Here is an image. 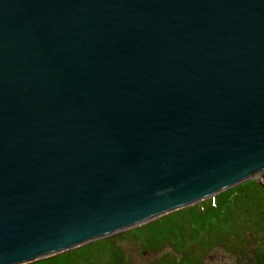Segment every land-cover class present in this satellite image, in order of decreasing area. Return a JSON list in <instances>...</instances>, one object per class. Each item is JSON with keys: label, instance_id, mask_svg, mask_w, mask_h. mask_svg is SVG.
I'll return each instance as SVG.
<instances>
[{"label": "water", "instance_id": "water-1", "mask_svg": "<svg viewBox=\"0 0 264 264\" xmlns=\"http://www.w3.org/2000/svg\"><path fill=\"white\" fill-rule=\"evenodd\" d=\"M264 172V0H0V264Z\"/></svg>", "mask_w": 264, "mask_h": 264}, {"label": "rangeland", "instance_id": "rangeland-1", "mask_svg": "<svg viewBox=\"0 0 264 264\" xmlns=\"http://www.w3.org/2000/svg\"><path fill=\"white\" fill-rule=\"evenodd\" d=\"M226 206L221 217L207 206L176 210L72 250L55 264H110L111 245L133 264H264L262 217L257 221L259 215L241 197H231Z\"/></svg>", "mask_w": 264, "mask_h": 264}, {"label": "trees", "instance_id": "trees-1", "mask_svg": "<svg viewBox=\"0 0 264 264\" xmlns=\"http://www.w3.org/2000/svg\"><path fill=\"white\" fill-rule=\"evenodd\" d=\"M262 178H264V175L261 176V179ZM231 197L232 198L241 197L242 200H246V202L250 205V208L253 214L259 215L258 217L260 218L257 221H259L262 217V220L264 222V179L262 181L248 179L245 182L236 185L235 187H232L226 191H223L217 194L214 198L206 199V201H203V202L201 201L199 203H196L192 206H189V208L196 209L202 206L211 207L215 210H218V213H219L218 217H221L223 213L225 212V209L228 207V206L223 207V205L226 204L230 200ZM84 246H81V247H84ZM81 247H78L76 249H79ZM70 251L55 255L53 257L46 258L44 260L30 263V264H37L41 262L55 264V261L59 256H62ZM109 255H110V264H133L131 261L127 259L125 252L121 248H119L117 245L110 246ZM176 264H188V263L186 261H180Z\"/></svg>", "mask_w": 264, "mask_h": 264}]
</instances>
